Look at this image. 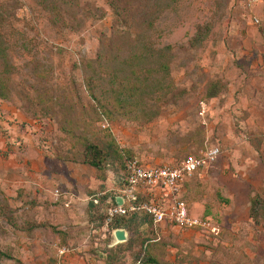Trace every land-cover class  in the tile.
Segmentation results:
<instances>
[{
  "label": "rangeland",
  "instance_id": "1",
  "mask_svg": "<svg viewBox=\"0 0 264 264\" xmlns=\"http://www.w3.org/2000/svg\"><path fill=\"white\" fill-rule=\"evenodd\" d=\"M0 50V264H264V1L0 0ZM214 148L180 197L213 231L88 206Z\"/></svg>",
  "mask_w": 264,
  "mask_h": 264
},
{
  "label": "built area",
  "instance_id": "2",
  "mask_svg": "<svg viewBox=\"0 0 264 264\" xmlns=\"http://www.w3.org/2000/svg\"><path fill=\"white\" fill-rule=\"evenodd\" d=\"M262 1L264 0H240L245 4ZM216 154L215 148L200 151L195 155H187L178 162L165 165L150 166L135 159L128 162L122 190L118 195H114V200L119 198L121 204L106 210V223L109 218L115 215L122 216L128 211L144 214L154 226L168 225L175 229L213 231L214 228L210 227L207 218L188 213L178 192L193 174L211 164ZM153 192L162 193L166 200L154 199ZM124 202L131 204L124 208Z\"/></svg>",
  "mask_w": 264,
  "mask_h": 264
},
{
  "label": "trees",
  "instance_id": "3",
  "mask_svg": "<svg viewBox=\"0 0 264 264\" xmlns=\"http://www.w3.org/2000/svg\"><path fill=\"white\" fill-rule=\"evenodd\" d=\"M109 5L113 8L112 3L110 2ZM117 16V13L115 14ZM0 59H3V53L0 50ZM0 98H4V93L1 90V80H0ZM134 160V158H128L123 161L122 167H121V174L119 178L117 179V186L116 190L113 193L107 194V193H102V194H94L90 197L88 206L92 210H96L99 213L100 217V224L103 229L107 231L108 230H115V229H120L121 226L126 225V223H129L133 220L136 219H144L148 225L151 227L155 228L156 226L152 225L151 222L148 220V218L138 212H126L124 215L119 216L115 215L111 218H109L108 222L106 223L107 215H106V210L112 207H115V200H114V195L119 194V192L122 190L125 176H126V165L128 162ZM91 167L97 168L98 167V162L89 160L87 162ZM138 198V197H137ZM138 200L135 198V202ZM129 204L128 202H124L123 207L126 208ZM105 225V226H104Z\"/></svg>",
  "mask_w": 264,
  "mask_h": 264
},
{
  "label": "water",
  "instance_id": "4",
  "mask_svg": "<svg viewBox=\"0 0 264 264\" xmlns=\"http://www.w3.org/2000/svg\"><path fill=\"white\" fill-rule=\"evenodd\" d=\"M116 205H120L121 201L119 198L115 199ZM113 237L116 240V242H124L125 241V236L124 232L122 230H114L113 231Z\"/></svg>",
  "mask_w": 264,
  "mask_h": 264
},
{
  "label": "crops",
  "instance_id": "5",
  "mask_svg": "<svg viewBox=\"0 0 264 264\" xmlns=\"http://www.w3.org/2000/svg\"><path fill=\"white\" fill-rule=\"evenodd\" d=\"M181 193H182V189H180L179 192H178V196H179V197H181ZM153 198H154V199H158V200H162V201H163V199L166 200V198H164V197L162 196V193H159V192H153Z\"/></svg>",
  "mask_w": 264,
  "mask_h": 264
}]
</instances>
